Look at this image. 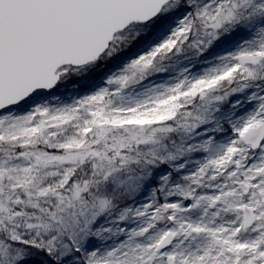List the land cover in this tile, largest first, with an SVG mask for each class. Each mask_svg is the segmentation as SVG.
I'll list each match as a JSON object with an SVG mask.
<instances>
[{"label":"snow or ice","instance_id":"obj_1","mask_svg":"<svg viewBox=\"0 0 264 264\" xmlns=\"http://www.w3.org/2000/svg\"><path fill=\"white\" fill-rule=\"evenodd\" d=\"M240 26L252 37L193 73ZM77 79L93 90L63 102ZM245 92L227 143L208 135L220 124L196 133ZM195 151L184 183L164 175L125 204ZM37 256L264 264V0H0V264Z\"/></svg>","mask_w":264,"mask_h":264},{"label":"rangeland","instance_id":"obj_2","mask_svg":"<svg viewBox=\"0 0 264 264\" xmlns=\"http://www.w3.org/2000/svg\"><path fill=\"white\" fill-rule=\"evenodd\" d=\"M252 32L253 30L249 28L243 26L237 27L235 31L231 32L228 35H225L222 39L216 42L215 45L211 47L206 53L199 57L193 56L187 63L190 64V67L192 65L193 73H200L204 68L210 66V64L204 63L205 61L214 62L216 57L224 56L227 55L228 52L235 51L238 45L242 44L245 40H248L252 37ZM233 48L235 49L232 50ZM178 70L179 67L177 68V71ZM92 90L93 89L86 87L84 82L81 80H69L60 89L57 95L61 97V100L63 102L71 103L72 99L77 98L80 95L87 94ZM248 91L250 92L252 90L249 89ZM247 94L248 92L232 95L226 102L218 104L216 106L217 110L213 112V119L211 123L202 126L201 129H197L196 133L203 131L206 128H215L217 124H220L223 128L222 131L209 133L208 135L214 136L217 144L227 143L228 137L231 135V128L229 127L228 121L230 119H235L236 116L242 115L253 107L251 103L247 102ZM237 100L242 102V106L238 110H234L232 105ZM53 103H55V101H53ZM234 111L235 116L233 115ZM196 133H193L191 137H186L185 142L187 144H195L208 138L207 136H199ZM206 155L207 153L203 151H195L189 155L181 157L177 161L161 165L153 172L152 177L143 184L141 190L134 196L128 198L125 204L138 206L141 202H144L145 198L150 195L152 188H159L161 184L160 178L164 175L170 174L172 183H184L181 178L184 175H190V171L194 170L197 167L195 161L203 159ZM181 163L186 164V167L177 171L176 168ZM188 203H190V201ZM129 226L131 227L133 225ZM124 238L125 237L123 236L120 237V239ZM108 243L111 244L112 241H108ZM30 264H41L39 256L34 258L30 262Z\"/></svg>","mask_w":264,"mask_h":264},{"label":"bare ground","instance_id":"obj_3","mask_svg":"<svg viewBox=\"0 0 264 264\" xmlns=\"http://www.w3.org/2000/svg\"><path fill=\"white\" fill-rule=\"evenodd\" d=\"M235 48H233L232 50H234Z\"/></svg>","mask_w":264,"mask_h":264}]
</instances>
